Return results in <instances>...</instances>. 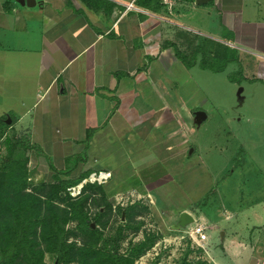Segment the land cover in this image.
I'll return each mask as SVG.
<instances>
[{
	"label": "crops",
	"instance_id": "crops-1",
	"mask_svg": "<svg viewBox=\"0 0 264 264\" xmlns=\"http://www.w3.org/2000/svg\"><path fill=\"white\" fill-rule=\"evenodd\" d=\"M33 1L0 0V117L11 134L39 144L47 134L91 151L112 135L176 139L184 114L177 78L186 68L174 51L194 37L240 50L244 72L264 64V0H174L172 10L162 0ZM260 203L254 223L231 227L207 252L213 264H264Z\"/></svg>",
	"mask_w": 264,
	"mask_h": 264
},
{
	"label": "rangeland",
	"instance_id": "rangeland-1",
	"mask_svg": "<svg viewBox=\"0 0 264 264\" xmlns=\"http://www.w3.org/2000/svg\"><path fill=\"white\" fill-rule=\"evenodd\" d=\"M199 40L207 39L200 36ZM197 44L199 41L193 45L185 42L184 53L190 54L191 45ZM224 47L226 51L217 47L213 50L221 55L218 67L233 57L222 70L201 67L198 61L202 55L213 52L205 45L197 62L179 71L177 94L183 99L184 114L182 134L172 140L174 149H170L171 140L163 145V138L157 134L136 142H129L127 135H112L107 140L101 138L91 151L84 141L65 142L60 134L42 135L47 140L39 144L25 133L11 134L13 131L6 129L7 136L27 147H17L15 155L27 157L29 183L50 182L57 171L71 169L77 163L80 171L106 170L109 177L100 185L113 206L140 201L149 209L141 217V229L126 234L121 251L147 234L160 236L135 264H147L156 258L158 264H179L186 253L189 263L201 260L213 264L207 252L219 250L231 227L240 231L244 223H254L251 212H261L260 201L264 200V64L257 68L250 62V69L244 72L241 51ZM196 111L205 112L206 118L201 119L193 113ZM3 153L0 148V156ZM60 177L64 178L62 174ZM80 183L68 190L71 196L78 194ZM95 209L90 205L91 213ZM183 210L193 216V222L204 226L205 247L192 244L188 232L194 223L173 229ZM116 219L112 218L109 228L117 227ZM45 261L55 264L49 255H45Z\"/></svg>",
	"mask_w": 264,
	"mask_h": 264
},
{
	"label": "trees",
	"instance_id": "trees-1",
	"mask_svg": "<svg viewBox=\"0 0 264 264\" xmlns=\"http://www.w3.org/2000/svg\"><path fill=\"white\" fill-rule=\"evenodd\" d=\"M205 45L211 51L216 47L226 51L219 43L199 40L191 46L190 54L175 49L174 55L191 67ZM232 59L229 56L218 67L221 55L216 50L203 54L198 62L202 68L219 71ZM8 126L0 117V148L4 150L0 156V264H47L45 255L56 264H135L153 247L160 236L147 234L121 251L126 234L137 233L143 226L141 217L149 209L142 202L113 206L103 187L90 182L84 183L76 196L69 194L68 188L80 183L92 169L80 171L77 163L71 169L57 171L50 182L30 184L27 157L15 155L17 147H27L7 136ZM89 137L90 132L86 140ZM90 205L96 207L92 213ZM115 216L118 225L109 228ZM186 256L179 264H206L201 260L189 263ZM147 264H158V258Z\"/></svg>",
	"mask_w": 264,
	"mask_h": 264
},
{
	"label": "built area",
	"instance_id": "built-area-1",
	"mask_svg": "<svg viewBox=\"0 0 264 264\" xmlns=\"http://www.w3.org/2000/svg\"><path fill=\"white\" fill-rule=\"evenodd\" d=\"M174 2V0H162V3H164L165 5H167L168 7H171L172 3ZM131 4L128 5V7H130ZM109 177V173L108 172H104V171H93L91 172L88 177V179H83L81 182L86 183V182H90V183H97V184H102L104 183L107 178ZM83 183H80V185H78L77 187H79L77 190V193H79L80 191V186L83 185ZM76 187H70L68 190H74ZM194 223V224H193ZM191 223V227H190V231L188 232V235L190 236V238L192 239V244L193 242L196 244V246H200L203 248L202 244L198 243V241H204L206 240V235L204 233V226L202 224H198L193 222ZM163 242H165V240H163ZM197 249V248H196Z\"/></svg>",
	"mask_w": 264,
	"mask_h": 264
},
{
	"label": "water",
	"instance_id": "water-1",
	"mask_svg": "<svg viewBox=\"0 0 264 264\" xmlns=\"http://www.w3.org/2000/svg\"><path fill=\"white\" fill-rule=\"evenodd\" d=\"M209 1L210 0H194V3L196 5H204L207 2H209ZM18 2L20 3V5L25 4L27 6H30L31 4L32 5L34 4L33 0H18ZM194 113L196 115H198L201 119H205L206 118L205 112H203V111L194 112ZM8 122H9L8 120L5 121V123H8ZM189 152H191V151H189ZM193 221H194L193 216L190 213H188L187 211L183 210V211L179 212L178 218H177V222L172 227L175 230H179V229L184 228L187 225L193 223ZM222 234L223 233H221V235Z\"/></svg>",
	"mask_w": 264,
	"mask_h": 264
}]
</instances>
